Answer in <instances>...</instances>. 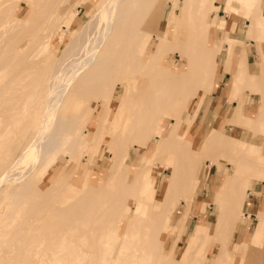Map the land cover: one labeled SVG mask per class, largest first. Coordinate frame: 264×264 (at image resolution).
Here are the masks:
<instances>
[{
	"label": "rangeland",
	"instance_id": "rangeland-1",
	"mask_svg": "<svg viewBox=\"0 0 264 264\" xmlns=\"http://www.w3.org/2000/svg\"><path fill=\"white\" fill-rule=\"evenodd\" d=\"M16 1L14 0V2ZM148 1H145L148 3L146 5H151L148 7V13H146L143 23L145 30L143 35L147 36L146 40H151L150 48L152 50L150 53L160 52L162 54L159 57L161 67L167 68L170 64L180 66L184 57L192 55L194 50L183 51L180 46H176L171 41L158 42L154 35H161L163 38L167 31L177 36L203 35L198 31L201 23L204 25L205 35L209 34L208 46L212 58L219 59L220 55L228 57L230 51L233 54L234 47H237L236 54L241 51L236 59L233 58L234 54L232 55L233 66L231 69L242 70L244 76L234 93L228 97V100L233 101L234 104L231 103L219 115L212 116L209 113L210 92L218 88L219 64L217 60L216 67L212 70V90L208 87H199L197 90L199 93L207 91V94L194 99L188 110H183L185 103L172 111L169 110L170 107L167 104L158 110L151 108V105L144 101L142 103L138 92L129 95L126 85L129 82V76L135 71L136 55L134 53L137 52L131 47L132 44L135 45V43L145 40V37L136 35L129 39L125 31L127 20L123 23L124 27L122 26L121 30L125 34L120 35V33L116 39L119 41H115L118 44L114 42L115 44L110 46L109 40V43L107 42L110 49L108 50L109 54L98 56L95 64L87 70L88 72L81 75L83 78L80 77L79 81L84 80L83 83L81 82L78 86L76 85L77 87L73 86L67 91L63 105L57 109V114L55 113L56 115L52 119L54 121L50 125L52 130L46 138L43 149L42 146L35 149L34 152L40 150V152L43 151V154L51 146L56 148L58 154H56V160L49 172L42 180H40L41 177L34 180L29 173V176L26 175L21 179L7 181L2 178V166L15 157L19 149L17 145L23 138H27L25 126H27L26 122L29 118V109H25L23 102L29 98L30 93L35 92L36 84L40 87V95L44 93L49 84L46 73L50 67L56 66L57 62L58 67L62 68L63 61L60 59L66 53V44L71 42L76 34L89 23L92 15L96 13V5L98 6L99 0H68L61 4L60 8L59 6L52 8L49 18H44L42 21L40 20L41 23L39 22L40 38H43L39 39L41 41L38 43L26 45L31 39V36H28L30 34L27 32V28L17 31L10 44L5 45L0 42V76H2L0 77V117L5 114L3 118H7L20 112L19 116L23 118L17 127L19 135L17 134L15 139L9 142L5 150L0 153V203L6 195L4 192L6 189L7 196L13 198L10 199V197V201H14L9 206L12 207V210L7 207L4 209L5 203L0 205V264H131L136 259L140 263L142 262L141 264H224L226 255L221 251L218 240L213 238L204 240L203 238L196 244L197 246L194 245V242L199 231L205 234L208 227H211L212 222L217 219L219 207L216 204V191L220 186L223 189L229 186L228 184L220 185L218 182L222 176H228L232 172H236L239 178L238 199L242 195L248 202L237 220L232 241L235 238V242L239 244L240 240L246 238L249 244L253 243L258 246L262 244L264 218H259L258 212L260 209L264 210V165H261L264 164V125L258 127L255 123L256 129L255 126L250 128L239 118L231 119L233 122L231 120L225 122L233 114L237 104L240 106L239 110L237 108L240 115L245 113L249 117H255L258 109L264 103V94L262 93L264 91V75L258 74L261 57L253 64L256 67L259 62V68L253 73L258 75L253 78L247 61V42L231 36L218 38L215 35L218 28L216 24H212L219 23L222 21L221 19H224L219 17L218 11L222 9L229 14L235 13V11L228 10V6L217 7L216 4L220 3V0H215L213 4L209 3L208 6L212 5V7L205 12H203L204 4L209 0H200V2L199 0ZM20 4L25 11L29 9L28 6L25 7L24 0H19ZM241 8L242 13L238 14L243 17L245 7L241 5ZM16 10L17 8L14 9L15 12ZM76 10L78 11L77 15L69 23L71 14ZM197 11L201 13V16ZM16 14L20 17L24 16V12ZM121 14L122 12L118 14L117 18ZM37 16L36 14L35 17ZM139 20L137 19L135 22L138 23ZM191 26L193 27L191 28ZM250 29L249 21L248 35H250ZM25 32L27 35L24 34ZM252 35L256 36L248 38L255 40L259 49L261 42L264 41V26H261ZM259 35H262V38ZM62 37H64L65 43L62 42ZM16 42H20L19 45H15ZM47 44H49V48L44 50L43 46ZM225 45L228 46L227 51L224 48ZM25 47L27 50H24ZM123 47L126 49L123 50ZM22 54L23 56H21ZM124 57L128 60L129 66L126 63H121ZM74 58L77 57L74 56ZM154 58L156 59L153 57L152 60ZM99 60L104 62L103 65L112 60L111 69L106 67L104 72H101L105 76L100 74L101 77L96 73L99 68H102L97 67ZM223 67L222 70H225V66ZM50 72L51 70L48 73ZM107 74L110 76L108 77ZM88 79H90L88 83H85ZM117 81H120L119 84ZM231 82L232 74L228 82L229 92ZM114 91L116 92L115 97ZM250 92H253L254 98L249 105L246 104V101ZM175 95L165 98V101L173 100ZM4 99L7 101L3 103ZM59 109L61 110L59 111ZM123 115L127 118L125 119ZM214 126L222 128L224 134L230 136L233 141L238 140L236 142L238 145L249 142L247 145L251 146L252 152L250 161L248 162L247 159L245 161L243 158L241 160L223 146H217L210 152L201 149L197 155L188 154L182 160L179 158L185 146L189 150L191 148L198 150L204 147L205 140L211 134ZM2 131L0 129V133ZM97 131H99L98 135H96ZM162 132L168 133V141L162 153L157 156L160 143L159 135ZM173 135L180 140V143L174 141ZM95 137L96 139H94ZM113 141L114 144L109 147ZM92 145L93 147H91ZM257 146L263 149L257 148ZM114 148L115 150H113ZM144 150L146 152H143ZM83 152L90 153V156L88 155L90 161L88 162L84 157L79 165V155ZM128 153H131V156L134 154L133 161H129L132 168L122 165L119 171L118 166L114 163L121 161V158ZM144 153H146V159L141 160V154ZM5 155L9 156L6 162ZM114 157H118V159L114 160ZM150 163L157 165L156 170L149 168ZM133 168L136 169L133 170ZM142 168L145 170L141 174ZM174 169H178L176 180L166 183ZM211 172L217 177L212 190H206L208 187L206 177ZM131 176L133 177L131 178ZM139 177L142 180H139ZM156 177L158 181L155 179ZM137 178L140 183H137ZM190 183L191 193H182L190 191L185 189V186ZM147 184L150 186L145 195ZM7 186L10 188L8 189ZM21 186L27 187L23 189ZM141 194L144 195L143 198ZM132 197L136 199L133 200ZM136 200L140 204L138 207H142L141 209L135 207L137 206ZM240 200L234 207L235 212L239 210ZM143 201L146 204L144 202L143 205ZM147 202L151 203V206ZM133 207L134 209H132ZM147 208L152 209H150L152 211L150 214H148L150 210ZM145 215L147 217L149 215V217L147 218ZM181 215L184 217V222L179 227H175L174 224L177 223ZM109 236H114L113 239L115 237L120 239L112 242L109 240ZM189 243L194 247L188 251ZM258 261L252 260L251 257L244 259L246 264H256Z\"/></svg>",
	"mask_w": 264,
	"mask_h": 264
},
{
	"label": "bare ground",
	"instance_id": "bare-ground-1",
	"mask_svg": "<svg viewBox=\"0 0 264 264\" xmlns=\"http://www.w3.org/2000/svg\"><path fill=\"white\" fill-rule=\"evenodd\" d=\"M67 1L68 0H24L25 7L28 6V8H29V9L27 8L28 10L25 11L23 9L22 4L19 5V0H17L16 2H14V0L13 1H11V0H0V42L5 44V45L10 44L17 31L26 30V28H27V32H29V34H30L28 36H31V39L26 43V45L27 44L32 45V44L38 43L39 39L43 38V37L40 38V36H41L40 35V27H39L40 20L42 21L44 18L48 19L49 18L48 16L51 13L52 8H55L58 6L60 8V5L64 4ZM145 1L144 0H99L98 6L96 5V8H97L96 13L92 15L89 23H87V25L84 27V29L81 32L76 34V36L73 38V40L71 39L72 41L70 40L71 42L66 44V51H65L66 53H65L64 57L60 59L63 61L62 68L58 67V65H57L58 62H57L56 66L50 67V70H51L50 73L51 74L48 73L50 70L46 73V75L48 74L47 80H48L49 84H48V87L45 89L44 93L42 95H40V87L38 84H36L35 92L30 93L29 98L23 102L25 109H29V118L26 122L27 126H25V129H27V134H26L27 138L26 139L23 138L21 140V142L17 145L19 147L18 152L16 153L15 157H13L10 161H7L9 156L5 155L4 160H5V162L6 161L7 162L2 166L3 167L2 171H1L2 176H3L2 178L6 179L7 181L8 180L10 181L13 179L15 181V180L21 179L22 177H24L30 173V175H32V178L34 180L39 178V177H41L40 180H42V178L45 176V174H47V172H49V170L53 166V163L56 160V154H58V153H56V148L54 146H51L43 154H42L43 151L40 152V150L38 152H34V151H36L35 149L40 148V146H42V149H43V146L45 145V142H46V138L48 137L50 130H52V129H50L51 123L54 122L52 119H53L54 115L57 114L56 113L57 109L63 105V99H64L67 91L70 90L73 86H76V85L78 86V84L81 82L83 83L84 80L79 81L80 77L83 78V76H81V75L83 73L85 74L88 72L87 70H89V68H91L95 64L96 58L98 56H102V55L106 56L107 54H109L108 53V50H110L108 47L109 45L107 46V42L109 43V40H110V43H109L110 46H113L115 43L118 44L117 42L119 40L118 41L116 40L117 36L120 33H121L120 35H122L124 33V31H121V30H122V26L124 27L123 23L127 22V20H128V22L126 23L127 26L125 28V31H126V35H128V37H129V39L136 36V35L139 37H145V40L142 39L143 40L142 42L135 43V45L132 44V47H131L132 49L137 51L136 54L134 53V55H136L137 58L135 57V60H136L134 63L135 71L129 76V78L127 77L129 82L127 81L128 84L126 85V90H127V93L129 95L133 94L135 92H138L140 94L142 103L144 101L146 104L148 103V105H151L150 106L151 108H156L158 110H161L165 106V104H167L170 107L169 110L172 111V109L178 108L184 103L186 105L184 106L183 110H188L189 107L193 104L194 99H198L201 96H203L204 94H207V91L199 93L197 91L199 89V87H201V86H203V88L208 87L210 90H212V88H213L212 70H214L216 67V64H217L216 60L217 59L211 57L210 48L208 46L209 34L205 35L206 32L204 31L205 28H204L203 23L200 24V29L198 28V31L202 32L203 35H178L177 36V35H172V32H169V31H167L166 35H164L163 38L161 37V35H154L155 38H157L158 42L171 41L176 46H180V49H183V51H188V49L190 51L192 49L194 50L192 55H188L187 57H184L180 66H175V65L170 64L169 66H167V68L161 67L160 63H159V60H160L159 57L162 54L160 52L150 53V51L152 50L150 48L151 40H146L147 36L143 35V33H145V32H143V31H145L143 29L144 28L143 23L146 19V13H148V7L151 5L150 4L149 6H147L146 4H148V3H146ZM153 2H154V0H153ZM199 2H200V0H199ZM233 2H234L233 0L229 1L228 10L235 11V12L239 11L238 7H235L233 5ZM140 3H141V5H140ZM209 3L213 4L214 0H209L206 4H204L205 8H204L203 12H205V10L210 9L212 7V5L208 6ZM216 5H217V7L220 6L218 4H216ZM242 5L245 7V11L243 12V15L251 23L250 35H247V36L248 37H250V36L254 37L256 35H252V34L257 29H260L261 26H264V22H263L264 12H263L262 8L260 7V0H247L246 3L242 4ZM16 8H17V10L15 12L14 9H16ZM42 9H44V12H42ZM17 12H21V13L24 12V16L23 17L18 16L16 14ZM120 12H122V14L119 18H117L118 14ZM197 12L201 16V13L199 11H197ZM77 13H78V11L76 10L74 13L71 14L72 16H70L69 23H71L74 20ZM36 14L38 15L37 17H35ZM125 19H126V21H124ZM137 19H140L138 22L139 24L135 22V20H137ZM204 24H205V22H204ZM215 24L217 25V28H223L226 25V21L222 20L221 22H219V23L215 22L212 25H215ZM192 27L193 26H191V28ZM210 28H208V29L210 30ZM208 29H207V31L209 33ZM190 30L191 29L189 28V31ZM27 32H25L24 34L27 35ZM190 33H187V34H190ZM193 34H194V32H193ZM259 37L262 38V35H259ZM44 40H45V38H44ZM115 41H117V42H115ZM62 42L65 43L64 37H62ZM18 43H20V42H18ZM18 43L16 42L15 45ZM46 43H48V42H46ZM123 46H125V45H123ZM26 47L28 48V46H26ZM26 47L24 50H27ZM126 47H123V50H124V48L126 49ZM48 48H49V44L43 46L44 50H47ZM25 53H28V52H25ZM67 55H69V56H67ZM232 55L233 54L230 51L229 55L226 59V63L224 64L225 70H228L232 74V82H231V87H230V92L228 94V97L234 93L235 88L239 85V82L244 78L242 70L234 71L231 69V67L233 66ZM21 56H23V54ZM74 56H76L77 58H74ZM105 56H104V58H106ZM153 57H156V59L154 58V60H152ZM260 57H261V65L259 68L260 72L258 74L264 75V56L260 53ZM99 58L101 59V57H99ZM34 59H36V58H34ZM107 59H109V58H107ZM130 59H131V57H130ZM125 60H126V57H124L123 60H121V63H123V64L126 63V65L129 66L127 63L128 60H126V61ZM111 62H112V60L109 61L108 64L103 65L104 62L103 61L100 62V60H99V62L97 63V67H102V68L101 69L99 68V71H96L97 75L98 76L100 74L104 75L101 72H104L106 67L108 69H111V67H112ZM109 65H110V68H109ZM186 66H188V68L185 69ZM60 67H61V65H60ZM25 69H26V66H25ZM258 74L251 73V76L254 78ZM40 75H42V74L40 73ZM107 75H108V77L110 76V74H107ZM25 76H24V78H25ZM104 76H102V77H104ZM0 77H2V76H0ZM100 77H101V75H100ZM122 78H125V77H122ZM98 79H99V77H98ZM89 80L90 79L86 80L87 82H85V83H88ZM104 81H105V79H104ZM119 82H118V84H119ZM119 86H121V85H119ZM260 87L263 89L261 84H260ZM99 89H100V86H99ZM113 90H114V88H113ZM115 90H117V89H115ZM126 90H125V92H126ZM36 92H37V94H36ZM115 93L116 92L114 91V97H115ZM262 93L264 94V91ZM173 94L174 95L176 94L173 100L167 99V101H165V98H168ZM125 95H127V94H125ZM189 97H190V99H189ZM9 100H12V99H9ZM4 101H7V100L4 99L3 103H4ZM145 103H144V105H145ZM140 105H141V102H140ZM69 108H70V106H69ZM237 108H238V104H237V107L235 108V110L233 111V114L225 122H227V121L230 122V120L233 118H239L242 123L248 125L250 128H253L256 124L258 125V127L259 126L262 127L264 125V103L258 109L257 115L255 117H249L245 113H244V115H240V113L237 112ZM60 110L61 109H59V111ZM3 113H6V111H3ZM19 113L20 112H16L14 115H11L7 118H5V117L3 118V116L5 114L0 117V129H1V131L3 130L2 133H0V153H2L5 150L6 146H8V144H9V142H11L13 139H15L16 135L18 134L17 127L19 126L21 121H23V118L19 116ZM123 117H124V115H123ZM117 118L120 119L121 116H120V118L119 117H117ZM124 118L126 119L127 117H124ZM107 121H109V120H107ZM231 122H233V121L231 120ZM122 123H123V125H125L127 123V121L125 122V124H124V122H122ZM118 124H119V120H118ZM52 127H53V125H52ZM254 128L256 129V126ZM115 129H116V127H115ZM98 132L99 131L96 132L97 133L96 135H98ZM104 137H105V133H104ZM159 137H160V143H159L157 156H159L162 153L165 145L167 144L168 133L166 134V133L162 132L159 135ZM173 137H174L175 142L180 143V140L175 135H173ZM97 138H98V136H97ZM151 138H152V136H151ZM94 139H96V137ZM234 141L232 140V138L230 136L224 134V131L222 130V128H217L214 126L213 129L211 130V134L205 140L206 145H204V147H201L198 150H195L194 148H191L189 150L185 146L184 149L181 151L182 155L179 158L182 160L185 155H188V154L197 155L198 153H200L199 150H201V149H203L207 152H210L213 148H215L217 146H223L224 148L231 151L234 154V156L239 157L240 159L243 158V159H245V161L247 159V161L249 162L251 157H252L251 156L252 152H251V148H250L251 146L247 145L249 142L248 143L243 142V144L238 145V144H236V142L238 140H234ZM85 142H86V140H85ZM113 144H114V141L112 144H109V147H111ZM150 144H151V142H150ZM145 145H146V143H145ZM91 147H93V145ZM91 147H89V148H91ZM258 147L259 146H257V148ZM259 148H262V147H259ZM113 150H115V148ZM87 152H89V151H87ZM87 152H83L81 155H79V157H80L78 160L79 165L81 164L82 158H84V157L86 158V160L88 162L90 161L89 160V156H90L89 154L90 153L88 154ZM136 152H138V149H136ZM143 152H146V151L144 150ZM97 153H99V152H97ZM185 153H187V154H185ZM93 155H94V153H93ZM114 155H116V154H114ZM132 156H131V153L125 154V156H123L121 158V161H119V162L116 161L117 163H114L115 165L118 166L119 171L121 170L122 165L123 166L127 165L128 167L132 168V165H129V161L130 162L133 161ZM117 159H118V157H114V160H117ZM145 159H146V153L141 154V160H145ZM114 160H113V162H114ZM156 161H157V158H156ZM261 165H264V164H261ZM161 166H162V164H161ZM246 166L248 167V165H246ZM155 167H157V165H154L152 163L149 164L150 169L156 170ZM237 168H238V166H237ZM241 168H243V167H241ZM134 169H136V168H133V170ZM142 170H143V168L140 170L141 174L144 173L145 169L143 171ZM90 172H91V170L89 171V173ZM177 173H178V169H174L173 171H171V175L169 177V180L166 181V183L174 182L177 178ZM235 173L232 172V173L228 174V176H226V175L222 176L220 181L218 182L220 185H222V184L224 186H226L227 184L229 185L225 189H223L220 186L218 188V191H216V193H217L216 204L219 207V215H218L217 219L212 222L211 227H208V230L205 234H202L199 231L198 236L195 238L194 245L199 243L200 240L203 238H204V240H206V239L208 240V239L213 238V239L218 240L220 242L219 247H220L221 251L224 252V254L226 255L227 259L224 257L225 263L222 260V262L224 264H226V263L227 264H246L244 262V259H246L248 257H251L252 260H255V259L259 260L256 264H264V261H263L264 260V245H263L264 239L261 242L262 244L260 246L255 245L253 243L249 244L247 242L246 238L245 239L243 238L242 240H240L241 242L239 244L235 242V238H234V241H232L233 240L232 239L233 230L235 229L237 220L242 215L244 206L248 203L247 200L244 198V196L241 195L239 197V199H241L239 202V205H240L239 210H237V212H235L234 207H235L237 201L239 200L238 199V194H239V185H238L239 181L238 180H239V178L237 176V173L236 174ZM132 174L134 175V173H131V175ZM240 174H242V173L240 172ZM100 177H101V175H100ZM132 177L133 176H131V178ZM257 177H258V175H257ZM140 179H141V177H139V180ZM155 179L157 180L158 178L156 177ZM85 180H87V179H85ZM139 180L137 178V183H140ZM150 180H151V178H150ZM100 182H102V181H100ZM106 182H108V181H106ZM190 185H191V183L187 184V186H185L186 187L185 189L190 190V191H183L182 193H185V194L191 193L192 190H191ZM149 186H150V184H147L146 188L144 187L145 188V191H144L145 195L148 193ZM21 187L23 188V186H21ZM26 187H24V188H26ZM7 188H8V186H7ZM4 192L6 193V195L2 199V202L0 203V205L5 203V205L3 206L4 209L7 207V208H10L9 210H12V207H9V206L14 203V201H12V200L10 201V199H13V198L10 195L9 196L11 198L7 196V189L4 190ZM10 192H11V190H10ZM179 192H181V191H179ZM13 194H11V195H13ZM16 194L19 195V193H16ZM20 195H21V193H20ZM3 196H4V194H3ZM143 196L141 194L142 198H143ZM15 199H16V197L14 198V200ZM135 199L133 198V200H135ZM130 200H131V198H130ZM140 201H141V199H140ZM144 202L145 201H143V205H144ZM7 203H8V205H7ZM130 203H131V201H130ZM133 204H134V202H133ZM136 204H137V206H135V207H138V205L140 206V204H138V201ZM145 204H146V202H145ZM147 204H148V202H147ZM149 204L151 206V203H149ZM128 207H129V205H128ZM138 208L141 209L142 207L141 208L138 207ZM132 209H134V207ZM143 209H144V207H143ZM147 209H149V208H147ZM151 210L149 211L148 214H150V212H152ZM127 211H129V210H127ZM163 211H165V209ZM130 213H132V212H130ZM135 213H136V210H135ZM135 213H134V215H135ZM161 213H162V211H161ZM142 215H144V214H142ZM130 216H131V214H130ZM258 216H259V218H264V210L260 209L258 212ZM148 217H149V215H148ZM155 217H156V215H155ZM125 218L127 219V217H125ZM183 222H184V217H183V215H181L179 217L177 223L174 225H175V227H179L180 224ZM114 234H115V232H114ZM112 237H114V236H112ZM112 237L109 236V240L114 242V240H116L117 238L115 237V239H113ZM119 239L120 238H118L117 240H119ZM196 246H195V248H196ZM124 247H125V245H124ZM191 247H194V246H191L189 243V245H187L188 251ZM128 249H129V247H128ZM196 252H198V251H196ZM207 252L209 253V251H207ZM208 253H206V254H208ZM242 256H243V261L241 263V257ZM220 259H221V257H220ZM141 263H140V261H137V259H136L131 264H141ZM215 264H217V263H215Z\"/></svg>",
	"mask_w": 264,
	"mask_h": 264
},
{
	"label": "crops",
	"instance_id": "crops-1",
	"mask_svg": "<svg viewBox=\"0 0 264 264\" xmlns=\"http://www.w3.org/2000/svg\"><path fill=\"white\" fill-rule=\"evenodd\" d=\"M215 1V0H214ZM230 0H220V3L218 5H223L224 8L228 6V3ZM233 5L235 7H238L239 11H236L233 14H229L226 10L220 9L218 12L219 17H223L224 20L226 21V25L223 28H218L216 30V34L218 38H225L227 36L234 37L235 39H240L243 40L244 42H247L246 46V54H247V61L249 64V71L251 73H254L258 68H259V62L256 67L253 66L255 62H257L260 59V53L264 56V41L261 42L260 47L258 49L257 43L255 40L249 39L248 38V23L249 20L246 19L244 16L239 15L238 13H242V8L241 5L245 4L247 0H233ZM224 3V4H223ZM260 7L262 8L264 12V0H260ZM229 8V6H228ZM221 13V14H220ZM225 31V32H224ZM224 48L226 51L228 50V46L225 45ZM242 50V49H241ZM237 51V47H234L233 50V58H237L240 54H236L235 52ZM220 55V54H218ZM217 55V56H218ZM226 56H219V59L217 58L218 64H219V69H218V88L210 92V105H209V113L213 115H219L221 112L225 111L228 106L234 102H230L228 100V92H229V86L228 82L230 81L231 73L228 70H222L224 67V64L226 63ZM261 63V62H260ZM261 65V64H260ZM253 92H250L248 94V99L246 101V104H251L252 99L254 98ZM237 106V105H236ZM240 109V106H238V110ZM216 177L214 174L208 173L207 174V184L208 187L206 190H212V187L215 183ZM209 179V180H208ZM253 205V203H251ZM239 234L241 233L240 231L238 232Z\"/></svg>",
	"mask_w": 264,
	"mask_h": 264
}]
</instances>
